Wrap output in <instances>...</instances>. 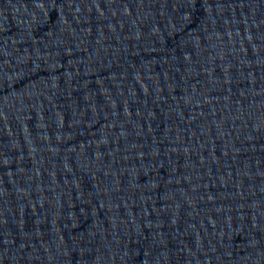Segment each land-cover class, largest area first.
Returning <instances> with one entry per match:
<instances>
[{
    "label": "water",
    "instance_id": "obj_1",
    "mask_svg": "<svg viewBox=\"0 0 264 264\" xmlns=\"http://www.w3.org/2000/svg\"><path fill=\"white\" fill-rule=\"evenodd\" d=\"M0 264H264V0H0Z\"/></svg>",
    "mask_w": 264,
    "mask_h": 264
}]
</instances>
